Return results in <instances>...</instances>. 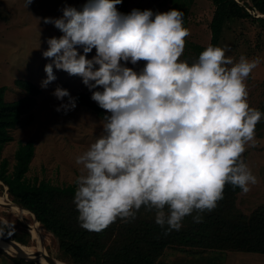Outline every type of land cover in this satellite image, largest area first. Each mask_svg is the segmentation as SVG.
<instances>
[{"label":"clouds","instance_id":"clouds-1","mask_svg":"<svg viewBox=\"0 0 264 264\" xmlns=\"http://www.w3.org/2000/svg\"><path fill=\"white\" fill-rule=\"evenodd\" d=\"M31 3L24 0V7ZM120 3L86 0L79 10L65 6L61 17L43 18L62 35L47 40L42 55L51 63L41 87L55 81L54 68L79 76L107 113L101 134L75 160L81 226L99 232L143 207L167 234L186 216L202 222L226 184L247 193L257 182L242 155L264 117L250 107L246 86L260 61L236 60L227 46L209 44L189 63L181 59L190 35L181 10L124 14ZM140 61L139 70L126 66ZM52 95L67 97L56 111L76 107L68 90L57 86Z\"/></svg>","mask_w":264,"mask_h":264},{"label":"rangeland","instance_id":"rangeland-1","mask_svg":"<svg viewBox=\"0 0 264 264\" xmlns=\"http://www.w3.org/2000/svg\"><path fill=\"white\" fill-rule=\"evenodd\" d=\"M84 3L86 0H32L25 8L24 0H0V87H6L5 99L13 101L24 94L14 84L18 79L30 81L40 88L36 105L31 111L32 122L21 123L13 129L11 132L13 139L3 148L1 155L9 162L11 170L14 164L13 155L19 144L32 141L34 155L26 174L30 181L45 180L58 186L75 184L74 180L80 168L75 163L76 157L85 152L102 132L103 117L78 103L73 110L56 111L61 103H67V97L61 101L52 95L57 86L68 90L72 97L77 92H89L91 96L92 92L83 84L81 77L71 76L63 70L54 68L55 81L49 83L47 88L41 87V82L46 78L44 66L51 63V58L42 55L48 48L47 40L62 35L53 24L44 23L43 18H59L63 15L61 9L65 6L79 10ZM138 5L143 10L166 12L171 1L129 0V11ZM116 7L119 11V7ZM186 10L184 26L190 30L186 43L209 45L211 39L209 24L214 11L210 0H191ZM220 46H227L229 50L226 55L236 60L241 55L249 59H259L258 66L246 80V86L250 107L264 113V25L253 24L249 20L231 21L226 24ZM78 51L82 52V49ZM95 54L93 49L87 54V58L91 59ZM143 65V61L138 62L136 66L127 64L134 70H139ZM95 90L102 91L101 88L93 89ZM245 153V163L256 176L257 182L249 185L250 190L247 193L242 192L239 197V208L244 213H250L254 207L264 205V117L256 125L254 141L246 146ZM3 196L8 199L5 193L0 195ZM7 203L6 199H0V222L8 230L25 229L29 232L31 242L25 247H34L36 238L41 237L46 252L55 257L56 247L52 236L46 233L27 211L23 210L24 214L20 215ZM217 255L211 252L209 255L195 256L188 251L168 249L160 262L200 264L208 257L210 264H264V255L260 254L229 252L224 260L219 259ZM196 258H199V262ZM0 264L14 263L6 255H0Z\"/></svg>","mask_w":264,"mask_h":264},{"label":"trees","instance_id":"trees-1","mask_svg":"<svg viewBox=\"0 0 264 264\" xmlns=\"http://www.w3.org/2000/svg\"><path fill=\"white\" fill-rule=\"evenodd\" d=\"M169 9L177 8L184 13L191 0H170ZM214 11L209 24L213 46H220L226 24L231 21L249 20L264 25V0H210ZM129 0H121L119 12L130 13ZM134 9L143 10L141 6ZM208 46V45H207ZM187 44L182 59L194 62L207 47ZM127 66V65H126ZM128 67V66H127ZM15 86L22 90V97L6 101V87H0V195L7 191L8 199L22 207L55 241V257L66 264H161L160 259L168 249L188 251L199 256L218 254L224 260L229 252L264 255V205L256 206L250 213L239 208L242 191L226 184L223 199L210 212L203 213L200 223L186 216L180 230H165L155 223L154 213L143 207L134 219H120L96 232L84 229L73 203L75 184L58 186L48 181H30L26 174L34 155V143H20L14 152V164L2 158L3 148L12 141L11 132L21 123L33 120L32 109L40 88L30 81L18 79ZM76 103L99 116L106 115L89 92H77ZM246 161V153L242 155ZM196 213H193L195 215ZM0 232L23 246H29L30 233L25 229L8 230L0 222ZM193 251V252H190ZM202 253V254H200ZM0 255H6L14 264H36L8 255L0 247ZM194 261V260H193ZM199 262V258H196ZM200 264H210L205 259Z\"/></svg>","mask_w":264,"mask_h":264},{"label":"water","instance_id":"water-1","mask_svg":"<svg viewBox=\"0 0 264 264\" xmlns=\"http://www.w3.org/2000/svg\"><path fill=\"white\" fill-rule=\"evenodd\" d=\"M5 195L7 196V191L4 192ZM9 200V199H8ZM7 205L9 206H13L15 208H19L21 210H25L23 209L22 207L14 204L13 202H11L9 200V202L7 203ZM26 211V210H25ZM34 215H32L31 217H33ZM35 219V217H33ZM36 221V219H35ZM37 222V221H36ZM38 223V222H37ZM0 241L3 243V244H7V243H10V244H13L15 243V241L11 240V239H8L6 238L1 232H0ZM21 245V244H20ZM41 249H38L36 250L35 252H32V253H27V252H24L23 250H14V252H8L5 248L2 247V249L10 256L12 257H15V258H18V259H22V260H25V261H33L34 263L36 264H40L37 260H35V258H41L43 259L47 264H66L62 261H60L59 259H57L56 257L50 255L49 253L46 252V250L44 249L43 247V244H42V241H41Z\"/></svg>","mask_w":264,"mask_h":264},{"label":"bare ground","instance_id":"bare-ground-1","mask_svg":"<svg viewBox=\"0 0 264 264\" xmlns=\"http://www.w3.org/2000/svg\"><path fill=\"white\" fill-rule=\"evenodd\" d=\"M1 200H4L6 199L8 202L9 200L7 199V197H0ZM14 209L20 214H24V211L19 209V208H15ZM26 212V211H25ZM41 241H42V238H36V244L34 247H25L23 245H20L19 243L15 242L14 245L13 244H10V243H7V244H3L1 241H0V247L2 248H5L8 252H14V250H23L24 252H27V253H32V252H35L36 250L38 249H41ZM35 260H37L40 264H47L43 259L41 258H35Z\"/></svg>","mask_w":264,"mask_h":264}]
</instances>
